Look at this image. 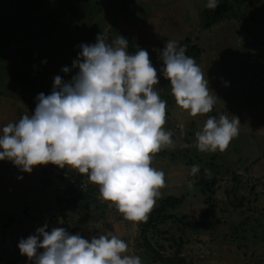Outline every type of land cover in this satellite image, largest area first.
<instances>
[{
  "label": "rangeland",
  "instance_id": "1",
  "mask_svg": "<svg viewBox=\"0 0 264 264\" xmlns=\"http://www.w3.org/2000/svg\"><path fill=\"white\" fill-rule=\"evenodd\" d=\"M1 2L7 6L20 0ZM205 3L24 0L18 21L10 14L0 19V32L5 31L0 43L4 41V49L13 55L12 64L4 66V78L0 75V128L31 115L37 96L50 94L55 76L70 80L80 45L94 44L97 35L106 33L110 40L122 36L130 39L135 51L148 52L157 70L158 94L166 101L164 128L172 132L173 140L152 158L151 166L165 175L152 210L167 197L180 200L167 211V220L149 232V246L141 237L140 222L125 220L101 199L94 206L93 222L78 225L79 216L68 214L63 202L71 198L69 187H75L74 181L64 180L73 168L65 166L64 171L48 164L26 173L8 160L0 161V264H33L20 254L18 243L45 224L49 232L62 227L91 239L98 234L97 222L117 231L128 245L127 254L139 256L142 264H162L154 251L175 264H264V0H218L233 9L209 29L203 22ZM39 14L50 17L32 24ZM168 41H175L178 48L189 43L199 51L196 64L215 97L211 113L192 117L176 104L170 82L160 73L159 55ZM127 51L131 53L128 47ZM65 66L68 74L62 72ZM219 114L239 119L238 135L223 152L199 151L195 133L209 115ZM207 163L219 171L215 196L203 193L204 183L198 185L210 178ZM193 165L208 173L190 175ZM84 181L83 186L93 184ZM61 211L67 212V221Z\"/></svg>",
  "mask_w": 264,
  "mask_h": 264
},
{
  "label": "clouds",
  "instance_id": "2",
  "mask_svg": "<svg viewBox=\"0 0 264 264\" xmlns=\"http://www.w3.org/2000/svg\"><path fill=\"white\" fill-rule=\"evenodd\" d=\"M217 5L218 0L205 3L208 9ZM128 42L122 36L110 40L104 33L94 44H81L71 79L55 76L50 94L37 96L31 115L0 128V161L26 173L52 164L86 174L98 186L99 198L135 224L147 220L161 195L165 175L151 162L173 140L164 128L166 101L158 94L157 70L146 50L129 53ZM159 59L176 104L192 117L211 113L215 97L208 79L185 48L168 41ZM62 72L70 69L65 66ZM239 126L235 116L209 115L195 133L197 149L223 152ZM198 171L199 165H193L190 175ZM96 228L98 234L89 241L62 227L49 232L45 224L21 239L18 248L33 264H142L102 222Z\"/></svg>",
  "mask_w": 264,
  "mask_h": 264
},
{
  "label": "trees",
  "instance_id": "3",
  "mask_svg": "<svg viewBox=\"0 0 264 264\" xmlns=\"http://www.w3.org/2000/svg\"><path fill=\"white\" fill-rule=\"evenodd\" d=\"M232 7H228L226 3H220L217 5L215 9H206L203 13V22L206 28H212L215 27V25L221 21H223L225 18H228V14L232 12ZM251 30V29H250ZM249 30V31H250ZM127 39V38H126ZM128 42V48L131 53H134L135 50L132 46V43L130 39H127ZM187 48H185V54L187 56H190L194 59L195 62H198L197 59H199V51L196 50L195 47H192L188 45ZM184 47V45H182ZM163 99V98H162ZM164 100V99H163ZM68 167V166H67ZM207 168L210 172V178L206 181H200L198 185H203V193H208L210 195L216 194L217 190V183L219 182V171L214 168L210 163H207ZM66 171V169H64ZM197 173L202 174V176H205L208 171L204 167H199V171ZM70 176L67 178L65 176L64 180L66 182L68 181H74L75 187L70 186L68 189L69 195L71 196L70 199H65L63 202L67 203L68 205V214L69 212H73L74 215L79 216L78 219V225H85L92 223L94 220V206L97 204V202L100 200L99 198V190L97 185H87L83 186V183H85V179L88 180L87 176H84L85 174H80L75 169H70ZM234 180L238 181V178H234ZM83 182V183H82ZM180 204V200L175 197H167L162 200L160 207L158 210H151L148 214V218L146 221H141V237L143 240L148 243V234L151 232L153 228H155L156 224L158 222H165L167 220V211L173 210L175 207H177ZM96 209V208H95ZM60 216L66 221L68 220V215L66 211H61ZM95 224V223H94ZM10 225L7 223L5 228H9ZM79 228L77 227V230ZM3 231L1 232V236L4 237ZM154 251V249H153ZM156 254V257L159 262L162 264H175L174 260L171 258H164L162 255L154 251Z\"/></svg>",
  "mask_w": 264,
  "mask_h": 264
},
{
  "label": "flooded vegetation",
  "instance_id": "4",
  "mask_svg": "<svg viewBox=\"0 0 264 264\" xmlns=\"http://www.w3.org/2000/svg\"><path fill=\"white\" fill-rule=\"evenodd\" d=\"M22 1H24V0H20V2L16 5L15 4H6L8 6V8H7V6L3 5L1 2L0 3V19L4 16H8V14H10L11 16L17 17L16 21H18L19 20L18 19L19 14L17 12H22V4H21ZM7 10L8 11L11 10L10 13H7ZM15 11H16L17 15H15ZM20 15H21V13H20ZM48 17H50V14H45V15L39 14L36 18H33L34 20L31 19V20H33L32 24L39 25L38 22H41V21H43L44 18H48ZM14 21H15V19H14ZM40 26H42V25H40ZM7 28H8V26L5 25L4 30H6ZM3 32H5V31L0 32V35L3 34ZM0 37H2V36H0ZM3 45H4V41H3V43H0V54H1V61H2V63H0V70H1L0 75H2V76H3V71L7 67V66L6 67H4V66L7 65V63H8V65H11L12 61H13V57H11V52L9 51V48L4 49ZM3 62L5 64H3ZM3 78H4V76H3Z\"/></svg>",
  "mask_w": 264,
  "mask_h": 264
},
{
  "label": "crops",
  "instance_id": "5",
  "mask_svg": "<svg viewBox=\"0 0 264 264\" xmlns=\"http://www.w3.org/2000/svg\"><path fill=\"white\" fill-rule=\"evenodd\" d=\"M0 72H1V70H0ZM113 231H114V230H113ZM115 233L118 234L117 231H116ZM85 239H87V238H85ZM88 240H90V239H88Z\"/></svg>",
  "mask_w": 264,
  "mask_h": 264
},
{
  "label": "water",
  "instance_id": "6",
  "mask_svg": "<svg viewBox=\"0 0 264 264\" xmlns=\"http://www.w3.org/2000/svg\"><path fill=\"white\" fill-rule=\"evenodd\" d=\"M11 57H13L12 53H11Z\"/></svg>",
  "mask_w": 264,
  "mask_h": 264
}]
</instances>
